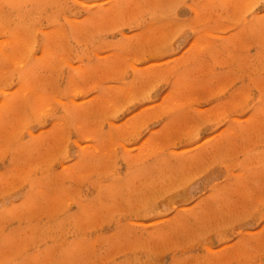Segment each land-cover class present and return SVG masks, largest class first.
<instances>
[{
    "label": "rangeland",
    "instance_id": "374dc122",
    "mask_svg": "<svg viewBox=\"0 0 264 264\" xmlns=\"http://www.w3.org/2000/svg\"><path fill=\"white\" fill-rule=\"evenodd\" d=\"M0 264H264V0H0Z\"/></svg>",
    "mask_w": 264,
    "mask_h": 264
}]
</instances>
